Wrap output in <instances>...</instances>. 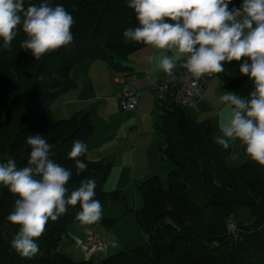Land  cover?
I'll use <instances>...</instances> for the list:
<instances>
[{"label":"trees","instance_id":"16d2710c","mask_svg":"<svg viewBox=\"0 0 264 264\" xmlns=\"http://www.w3.org/2000/svg\"><path fill=\"white\" fill-rule=\"evenodd\" d=\"M239 8L243 0H233ZM42 0H25L39 4ZM63 5L74 19L70 45L35 61L30 51L20 47L27 39L17 30L10 49L0 38V120L8 123L9 138L0 134V163L14 159L18 167L26 166L30 149L25 140L42 135L55 145L52 159L72 170L67 187L77 188L81 180L94 179L97 199L104 204L105 182L111 165L79 157L87 169L76 175L75 162L69 158L74 141L88 146L93 125L87 114L54 119L51 104L62 94L77 87L71 78L72 68L84 60L103 61L113 73L128 70L123 65L133 52L145 47L127 41L123 32L137 27L134 10L128 0H52ZM240 62L225 64L222 87L248 97L253 84L239 73ZM43 76V79L40 77ZM156 129L163 140L158 148L161 161L168 162L166 187L158 175L139 185L142 205L132 211L136 226L146 234L142 247L121 251L106 259L75 261L59 250L60 242L80 210L69 207L58 221L49 220L45 232L36 241L39 253L31 259L18 255L10 241L18 226L11 225L7 244L0 240V264H264V167L246 155V161L229 167L228 151L218 145L209 122L192 121L187 108L172 103L169 97L158 99ZM39 124V126H38ZM245 152V149H244ZM251 180L253 181L251 183ZM111 199L117 191L110 193ZM14 197L0 185V204L11 212ZM249 207L252 220H236L239 207ZM234 221L235 230L228 226Z\"/></svg>","mask_w":264,"mask_h":264},{"label":"clouds","instance_id":"9594fccd","mask_svg":"<svg viewBox=\"0 0 264 264\" xmlns=\"http://www.w3.org/2000/svg\"><path fill=\"white\" fill-rule=\"evenodd\" d=\"M231 0H128L138 26L123 32L127 41L142 43L157 54L149 55V64L167 77L179 67L199 81L225 71V64L240 62L239 73L253 84L248 97L225 91L219 102L229 109L220 122L215 142L229 149L236 141L245 154L264 167V0H243L239 8H229ZM73 16L52 0L27 4L25 0H0V38L10 49L20 29L27 39L20 47L30 51L35 61L73 41ZM43 79V76L40 77ZM153 84L158 77H151ZM30 149L26 166L14 159L0 163V185L16 197L8 222L18 226L10 247L21 257L31 259L40 249L36 241L43 235L49 220L55 222L79 204L75 219L91 225L102 219L103 207L94 199L97 182L81 180L70 190L67 185L72 170L51 157L55 145L42 135L25 140ZM88 146L74 141L69 158L75 162L76 175L87 169L79 157ZM235 155L232 159H235Z\"/></svg>","mask_w":264,"mask_h":264},{"label":"rangeland","instance_id":"374dc122","mask_svg":"<svg viewBox=\"0 0 264 264\" xmlns=\"http://www.w3.org/2000/svg\"><path fill=\"white\" fill-rule=\"evenodd\" d=\"M101 62L105 65L100 60H84L82 62L85 64L84 67H77L74 75L79 87L74 92L61 95L50 106V112L54 119L70 118L79 111L90 114L89 119L95 131L93 141L88 140V147L93 149H90L91 152L110 158L107 156V148L112 152L117 149L127 150L125 156L119 159L122 163L120 168L123 180H118L116 177V172L120 173L119 165H113L111 168L113 170L105 182L102 219L91 225H82L79 222L72 223L67 227L59 250L75 261L99 262L118 252L146 245V234L136 226L132 214V211L139 209L142 205L139 185L143 180V170L141 167L134 166L137 164L144 166L149 161L148 156L140 155L142 146L147 149L146 154L153 158V156L156 157L158 144L163 140L162 133L156 131L155 128V103L157 101H153V104L150 103V106L145 105L142 116L135 120L130 111L126 112L118 107V101L126 90L118 82L128 79L121 73L113 74L110 70L104 73L106 65L104 67ZM140 77L143 79L142 76ZM148 84L143 79V82L137 86V91L144 92L149 87ZM225 91L231 92L228 88L222 87L221 73L213 75L198 103L187 108L192 121L211 124L213 138L220 135L219 124L229 114V109L219 102V97ZM151 98L159 99L156 89L153 90ZM7 123L4 119L0 120V134L9 138V131L6 129ZM36 132L39 134V127ZM137 139L139 143H137ZM136 143L138 149L134 155L133 147ZM227 151L229 153L225 162L229 167L240 166L246 161L244 147L239 141H236ZM233 155H235V159H232ZM169 168L168 162L162 164L159 161L153 169L154 173L161 178L164 187L167 185L166 172ZM112 191H117L115 199L110 197ZM10 213L11 210L0 204V240L6 244L11 225L9 226L4 219ZM236 220L249 224L252 220L251 209L245 206L239 207ZM231 221L228 226L231 225L233 227L231 230L234 231L235 224L233 220ZM88 236L96 237L99 240L97 248L86 244Z\"/></svg>","mask_w":264,"mask_h":264},{"label":"crops","instance_id":"0c3cea01","mask_svg":"<svg viewBox=\"0 0 264 264\" xmlns=\"http://www.w3.org/2000/svg\"><path fill=\"white\" fill-rule=\"evenodd\" d=\"M233 7H237V5L235 4V2L233 0H231V3L229 4V8L231 9ZM154 54H157L155 52V50L151 49L148 46H145V47H143V48H141V49L133 52L132 54H130L127 57V59L124 61V63H123V65L128 68V70L126 72H124L123 74L121 73L123 77H125L126 79H128L126 81V83H127L126 87H128L129 89L134 90L137 94H139V103H138L136 109L130 111L133 114V116L135 117V120L138 119V117H141L142 116L144 106L145 105L150 106V103L153 104V101L155 102V100L157 101L155 103V107H156V120H157V117L159 115V110H158V107H157L158 100L151 98V96L153 94V90L155 91V89H156L157 83L160 80H162L164 77H166V75L162 71H159V70L156 69L155 63L149 64L147 62L146 57L149 56V55H154ZM82 62H79L77 65H75L72 68L71 72H70V76H71V78L73 77L75 79L74 80L72 78L75 81L76 84H77L78 81H77V79L74 76L75 75V71H76V68L77 67H80V68L84 67L85 64H82ZM180 62H182V61H178V67L174 70V73H176V72L180 71L181 69H183V68H180L179 67V63ZM105 65H104V67H105ZM107 71H109V69L106 66L104 73H107ZM110 72L113 73L111 70H110ZM113 74H118V73H113ZM140 76H142L143 79L146 80L149 83L148 84L149 87L146 89L148 91L145 90L144 92H141V93L137 91V86L141 82H143V79H141ZM152 76L158 77V79L156 80V83L155 84H153V82H152V79H151ZM78 87H79V85L77 84V87L75 89L66 92V94L64 93V95H67L68 93H71V92L76 91V89ZM206 87H205V89H206ZM117 100H119V99H117ZM197 103H198V101L195 103V105ZM82 112L83 111H79V112L74 113L73 115H75V114H87L89 116V118H90V114L89 113H82ZM64 119H67V118H64ZM57 120H60V119H57ZM156 120H155V126H156ZM156 131H157V129H156ZM94 132L95 131H94V126H93V133ZM90 137L91 138H89V141L90 140L93 141L94 134H92ZM136 141H137V143H139L138 139ZM161 142H162V140L158 144L157 152H156V157L153 156V158L152 157L150 158V156L148 154H146V150L147 149L144 148L143 146L140 149L141 150V152H140V155L141 156H143V157L148 156L149 157V161L144 166H139L138 164L134 166V167H137V168L141 167V169L143 170L142 171L143 172L142 173L143 180H145V179H147V178H149V177L152 176L151 174L155 172V170L153 171V169L157 165V162L160 161L162 164L165 163V162L161 161L160 158H159V156H158V148H159V145L161 144ZM137 143H136L135 147H133V149H134L133 151L135 153L134 155H136V151L138 149ZM90 149L91 148L88 147L87 159L89 161H93V162L101 161L103 163L110 164L111 165V168H113V165L114 166H118L119 165L118 166L119 167L118 170L120 171V173L116 170L117 171L116 172V177H117L118 180H120V179L123 180V178H122V172H121L122 169L120 168L122 166V163L120 162L119 159L120 158L122 159V157L125 156L127 150L124 151L123 149H117L114 152H112V151L108 150V148H107V152H108L107 153V156H110V158H109V157H103L101 154H97L96 152H91V150H93V149H91V150ZM135 163H136V160H135ZM112 170L113 169L110 170V173H111ZM153 175H156V174L154 173Z\"/></svg>","mask_w":264,"mask_h":264},{"label":"built area","instance_id":"2783aa9c","mask_svg":"<svg viewBox=\"0 0 264 264\" xmlns=\"http://www.w3.org/2000/svg\"><path fill=\"white\" fill-rule=\"evenodd\" d=\"M212 77L205 76L199 81H194L185 69H181L174 73L173 77L166 76L157 83L156 89L159 93V100L169 97L172 103L179 107H192L202 97L203 91ZM118 83L126 88L119 100L118 107L124 111L135 110L139 103V94L126 87V81L121 80ZM229 228L232 229L233 227L229 225ZM85 242L93 248L99 246V240L93 236H88Z\"/></svg>","mask_w":264,"mask_h":264}]
</instances>
